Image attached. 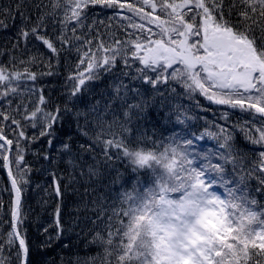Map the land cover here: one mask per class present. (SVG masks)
Segmentation results:
<instances>
[{
    "label": "snow or ice",
    "instance_id": "snow-or-ice-1",
    "mask_svg": "<svg viewBox=\"0 0 264 264\" xmlns=\"http://www.w3.org/2000/svg\"><path fill=\"white\" fill-rule=\"evenodd\" d=\"M68 202L74 264H264V0H0V264Z\"/></svg>",
    "mask_w": 264,
    "mask_h": 264
},
{
    "label": "trees",
    "instance_id": "trees-1",
    "mask_svg": "<svg viewBox=\"0 0 264 264\" xmlns=\"http://www.w3.org/2000/svg\"><path fill=\"white\" fill-rule=\"evenodd\" d=\"M7 3V0H4ZM187 103V101H185ZM235 119V118H233ZM203 130V129H201ZM43 183V180L39 181ZM47 187V185H45ZM81 191H83L81 189ZM28 205L31 208L35 209L36 212L40 213V221L45 224V226L52 225L53 219L49 215L52 213L56 206V199L52 196H49L47 192L44 190H35V185H33V190L27 193ZM6 199V197H5ZM76 198L72 197L74 201ZM47 202L45 207L47 211H43V209L39 206L40 204H44ZM26 205V207L28 206ZM64 216L63 220L65 222V232L63 234L61 241H54L52 246L38 250L35 245L38 242V234L36 232V222L37 216L35 213L29 214L28 227H29V238L33 242V264H74L77 257L85 258L86 256H96L98 249L95 245H88L86 247V241L84 239L87 229L81 231L84 228V225L81 224L79 227L75 226V217L77 216L76 209L71 202H68V206L63 209ZM71 214V215H70ZM84 214V210H80V215ZM52 235L55 236V231H52ZM44 237H40L43 239ZM88 240H91V237H87ZM69 245L68 248H65L64 245Z\"/></svg>",
    "mask_w": 264,
    "mask_h": 264
}]
</instances>
